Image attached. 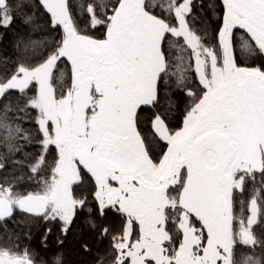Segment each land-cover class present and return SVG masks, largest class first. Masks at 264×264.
Returning <instances> with one entry per match:
<instances>
[{"label":"snow or ice","instance_id":"6c2138e0","mask_svg":"<svg viewBox=\"0 0 264 264\" xmlns=\"http://www.w3.org/2000/svg\"><path fill=\"white\" fill-rule=\"evenodd\" d=\"M0 33V264L70 238L78 264H264V0H0Z\"/></svg>","mask_w":264,"mask_h":264},{"label":"trees","instance_id":"16d2710c","mask_svg":"<svg viewBox=\"0 0 264 264\" xmlns=\"http://www.w3.org/2000/svg\"><path fill=\"white\" fill-rule=\"evenodd\" d=\"M13 54V43L12 36L9 33L8 35H4L0 33V60L4 57L11 56ZM9 227H12L11 223H9ZM45 229V225L43 223H36L32 228V239L30 241L25 240L24 244L29 245L37 254V258L47 256L48 254L42 250L41 240L43 237V232ZM56 233L55 229H53L52 235L48 239L49 248L56 247ZM65 259L68 261V264H78L79 257L75 252V248L73 243L70 242L65 248Z\"/></svg>","mask_w":264,"mask_h":264}]
</instances>
